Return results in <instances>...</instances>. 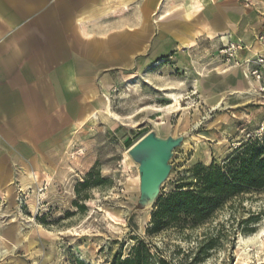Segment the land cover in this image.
I'll list each match as a JSON object with an SVG mask.
<instances>
[{
  "label": "rangeland",
  "instance_id": "rangeland-1",
  "mask_svg": "<svg viewBox=\"0 0 264 264\" xmlns=\"http://www.w3.org/2000/svg\"><path fill=\"white\" fill-rule=\"evenodd\" d=\"M163 76L123 75L101 93L104 109L48 162L52 171L10 173V184L0 187V264H111L138 240L148 244L154 264H264V243L246 246L250 237L264 235V189L234 197L198 227L148 233L156 203L148 210L139 204L133 144L152 130L185 135L161 196L195 182L198 164L225 167L234 149L254 140L246 134L264 122V92L253 77L247 104L229 107L215 93L187 91ZM170 93L183 95L177 111L145 109L166 107Z\"/></svg>",
  "mask_w": 264,
  "mask_h": 264
},
{
  "label": "crops",
  "instance_id": "crops-1",
  "mask_svg": "<svg viewBox=\"0 0 264 264\" xmlns=\"http://www.w3.org/2000/svg\"><path fill=\"white\" fill-rule=\"evenodd\" d=\"M261 33L264 0H0V187L13 171H52L125 74L245 106ZM231 42L243 45L236 65L219 57Z\"/></svg>",
  "mask_w": 264,
  "mask_h": 264
},
{
  "label": "trees",
  "instance_id": "trees-1",
  "mask_svg": "<svg viewBox=\"0 0 264 264\" xmlns=\"http://www.w3.org/2000/svg\"><path fill=\"white\" fill-rule=\"evenodd\" d=\"M193 175L195 182L179 185L159 196L149 234L160 233L171 226L198 227L234 197L250 190L264 189V136L234 149L225 167L198 164ZM111 264L154 263L148 244L138 240L127 257L121 259L117 255Z\"/></svg>",
  "mask_w": 264,
  "mask_h": 264
},
{
  "label": "water",
  "instance_id": "water-1",
  "mask_svg": "<svg viewBox=\"0 0 264 264\" xmlns=\"http://www.w3.org/2000/svg\"><path fill=\"white\" fill-rule=\"evenodd\" d=\"M184 139L183 134L164 137L152 130L130 147L129 154L138 164L139 204L142 209H152L155 205L161 188L172 171L174 151L182 146Z\"/></svg>",
  "mask_w": 264,
  "mask_h": 264
},
{
  "label": "built area",
  "instance_id": "built-area-1",
  "mask_svg": "<svg viewBox=\"0 0 264 264\" xmlns=\"http://www.w3.org/2000/svg\"><path fill=\"white\" fill-rule=\"evenodd\" d=\"M244 4L246 6H250L253 2V0H243ZM257 40L261 42L264 45V33H261L257 36ZM243 48L242 44H236V43H228L223 45L219 49V54L222 55L227 62H233L235 64H239V62L236 61V52ZM253 64L255 67H248L247 76L253 77L255 80L260 81L262 79V71L261 68L264 67V55H258L253 60H246L245 64L248 66L249 64ZM258 89L261 92H264V86L260 85ZM245 129H243V132ZM264 134V122L261 123V125L257 128V130L254 133H247L246 134V140L248 139H257L260 138Z\"/></svg>",
  "mask_w": 264,
  "mask_h": 264
},
{
  "label": "bare ground",
  "instance_id": "bare-ground-1",
  "mask_svg": "<svg viewBox=\"0 0 264 264\" xmlns=\"http://www.w3.org/2000/svg\"><path fill=\"white\" fill-rule=\"evenodd\" d=\"M251 82V81H250ZM253 82V81H252ZM256 91V90H255ZM240 92V91H239ZM245 94L246 95H250L251 94V86L249 85L248 89L245 91ZM181 96L183 95H180V94H176V93H170L169 96H168V100L171 101V103L169 105H167L166 107L164 108H158V107H155V106H148L147 108L145 109H148V110H152V111H177L178 109L181 108ZM251 98V97H250ZM245 100V99H244ZM225 101V100H224ZM223 103V102H222ZM221 103V104H222ZM227 103V102H226ZM218 104V103H217ZM225 105V104H224ZM216 107V106H215ZM258 108V107H257ZM183 109V108H182ZM187 109V108H186ZM215 109V108H214ZM183 111V110H182ZM186 113V112H185ZM184 115V114H183ZM95 118V115L94 113L91 115L90 117V120L92 121L93 119ZM202 119V118H201ZM165 122V121H164ZM201 122H196L193 127L196 128L200 125ZM181 125V124H180ZM157 126L159 127V125L157 124ZM159 129V128H158ZM160 131V130H159ZM132 159V158H131ZM33 176V175H32ZM39 196V195H38ZM263 236L264 235H261L260 238L259 236H254V237H250L249 240L247 241V245L246 246H249L248 242L250 243H253V242H257V240L259 239V241H261L262 243H264V239H263ZM245 240V239H244ZM245 246V247H246ZM259 247V246H258ZM257 247V248H258ZM260 249V248H259ZM263 252V251H261ZM260 253V252H259ZM261 254V253H260ZM251 260V259H250ZM240 264H249V261L247 260H243L240 262Z\"/></svg>",
  "mask_w": 264,
  "mask_h": 264
}]
</instances>
